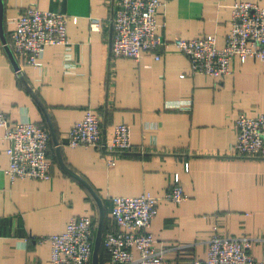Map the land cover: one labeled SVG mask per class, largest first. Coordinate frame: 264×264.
Here are the masks:
<instances>
[{
  "label": "crops",
  "instance_id": "crops-1",
  "mask_svg": "<svg viewBox=\"0 0 264 264\" xmlns=\"http://www.w3.org/2000/svg\"><path fill=\"white\" fill-rule=\"evenodd\" d=\"M163 1L157 21L166 38L213 36L219 47L235 2L264 7V0ZM112 5L0 0V108L11 121L46 126L51 163L48 180L11 178L9 141L0 126V264H50V244L38 237L63 232L79 215L93 219L90 264H114L102 246L103 235L118 229L112 198L141 193L159 198L150 229L156 245L166 248V264L204 258L215 223L226 235L250 237L252 254L264 259V158L229 152L238 112H264V62L235 58L231 73L219 79L189 75V59L175 46L158 60L148 51L139 60L114 58ZM30 6L68 15L70 56H63V46L48 45L42 68L25 65L18 77L8 42L16 18ZM91 18L102 21L101 31L90 30ZM87 109L100 116L103 140L116 124L130 125L131 150L67 145L68 131ZM175 176L187 194L180 203L165 198Z\"/></svg>",
  "mask_w": 264,
  "mask_h": 264
},
{
  "label": "built area",
  "instance_id": "built-area-1",
  "mask_svg": "<svg viewBox=\"0 0 264 264\" xmlns=\"http://www.w3.org/2000/svg\"><path fill=\"white\" fill-rule=\"evenodd\" d=\"M163 5V0H113L111 56L139 60L143 52L148 51L158 60L163 50L175 46L189 59V75L207 74L219 79L231 73V62L235 58L241 62L249 58L264 62V7L258 3L237 1L232 5L231 28L221 47L213 36L166 38L158 31L157 21V11ZM68 22V15L60 11L37 6L22 11L8 42L18 58L15 65L18 77L22 76L25 65L42 68L48 45L63 46V56H70ZM89 28L101 31L102 21L91 18ZM0 126L9 141L6 173L11 178L50 179V134L46 126L31 120L11 121L1 108ZM235 126L237 134L230 145V155L264 158V112L250 116L240 111ZM65 140L69 146H93L103 153L126 152L132 148L130 125L116 124L112 136L103 140L101 118L91 109L73 123ZM107 163L112 166L115 159L110 157ZM165 198L178 203L187 199L178 176ZM158 200L149 193L112 198L111 216L118 229L102 237V246L111 263L166 264V248L156 245L150 229L158 212ZM251 240L245 235H226L215 223L210 230L206 256L194 259L191 264H264L263 258L252 254ZM38 241L50 244V264H90L93 219L89 215L72 216L63 232L39 236Z\"/></svg>",
  "mask_w": 264,
  "mask_h": 264
},
{
  "label": "bare ground",
  "instance_id": "bare-ground-1",
  "mask_svg": "<svg viewBox=\"0 0 264 264\" xmlns=\"http://www.w3.org/2000/svg\"><path fill=\"white\" fill-rule=\"evenodd\" d=\"M112 38V37H111ZM111 42H112V40H111Z\"/></svg>",
  "mask_w": 264,
  "mask_h": 264
}]
</instances>
